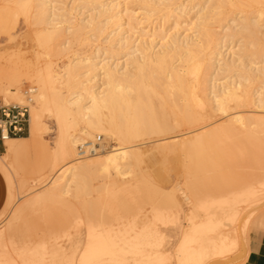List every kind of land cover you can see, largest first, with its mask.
<instances>
[{
	"label": "bare ground",
	"instance_id": "1",
	"mask_svg": "<svg viewBox=\"0 0 264 264\" xmlns=\"http://www.w3.org/2000/svg\"><path fill=\"white\" fill-rule=\"evenodd\" d=\"M56 2L13 0L18 13L25 15L29 26L33 27L36 40L47 57H58L72 50L74 45L86 46L98 38L103 40V45H97L87 55L77 49L73 57L66 58L59 67L48 61L42 66L20 70L19 76H15L18 81L23 76L34 83L30 92L34 93L36 105L32 107L30 135L47 131V124L41 120L45 112L54 117L58 128L56 156L50 167L55 176L49 187L35 191L37 193L28 199L29 204L34 206L37 202L67 198L73 186L86 184L89 173L110 176L115 172L116 177H125L132 156L140 153L133 142L142 135L162 136L178 124L187 126L188 130L183 139L173 137L174 146L182 153H206L212 145L214 153H227L228 144L231 146L241 136L247 141L245 151L264 153V65H258L264 63V47L260 48L258 41L264 38L259 36L264 12L257 7L264 0L192 2L189 9L197 5L199 8L194 12L195 19L190 27L181 31L179 18L173 15L175 32L168 34L160 30L149 39L143 35L135 36V26L131 22L134 7L142 8L148 14L172 6L181 10L182 0H79L71 7L57 6ZM252 13L256 15L252 16ZM167 16V13L163 14V18ZM229 18L234 20V26L223 28ZM234 45L238 46L236 51ZM256 82L259 83L252 90L251 84ZM4 94L7 103L12 98L16 100L15 104H21L25 98L18 87H5ZM218 114L222 115L223 123L207 128L210 124L206 119ZM169 115L174 117L175 124L170 123ZM92 133L97 134L94 139L103 135L106 142L113 140L118 146L99 142L95 153L81 155L79 145L96 143L90 138ZM9 136L18 135L3 132L6 153L0 156V170L9 182L7 205L15 196L13 185L17 183L10 159L15 140ZM236 150L239 153V149ZM252 192V202L264 198L261 190ZM259 202L256 206L263 204L261 210L264 209V202L260 205ZM203 205L206 218L196 221L198 215L193 213L189 229L181 230L177 257L183 252L186 255L180 264L198 258L202 264L206 255L203 252L206 253L208 247L197 246L200 229L208 226L213 231L219 222L216 219L218 213L209 212V206L202 204V208ZM112 232H90L79 255V264H128L130 260L134 263L140 260L137 254H141L147 241L140 239L141 232L136 230V223L124 231ZM151 234L154 236V230L149 231ZM212 243L218 245L220 242L214 240ZM218 246L222 248V245ZM4 250L0 233V264H16ZM157 253L169 258L164 251ZM152 255L155 263V253Z\"/></svg>",
	"mask_w": 264,
	"mask_h": 264
},
{
	"label": "rangeland",
	"instance_id": "2",
	"mask_svg": "<svg viewBox=\"0 0 264 264\" xmlns=\"http://www.w3.org/2000/svg\"><path fill=\"white\" fill-rule=\"evenodd\" d=\"M56 1L57 6L71 7L79 0ZM202 1L182 0L181 10L172 6L152 14L135 6L132 13L134 20L131 21L135 26V36L143 35L144 38L149 39L160 30L168 34L175 32L177 28H174L173 15L179 18L180 30L190 27L191 21L195 19L194 12L198 10L199 5L193 9L189 7L192 2ZM257 7L264 12V3ZM164 13L168 15L166 18H163ZM171 14L172 16H169ZM253 15L255 16L256 13H252ZM125 20H128L127 15ZM233 22V19H227L223 28L234 26ZM261 24L259 36L264 37V15ZM258 41L260 48L264 47V38ZM97 45H103L101 38L86 46L74 45L72 50L58 57H55L57 55L47 57L44 53L46 51L36 40L33 27L29 26L25 15L18 13L13 0H0V85L12 89L18 87L25 97L23 98L25 101L23 100L21 104H15L16 100L12 98L7 103L4 100L5 87L0 86V89H3L0 92V107L27 106L29 130L21 135L29 136L33 129V122L30 119L32 107L36 104L34 93L30 92L34 83L23 76H20L19 81L18 78L16 80L15 76L19 71L42 66L48 61L59 67L73 57L75 50L78 49L79 53L87 55L93 52ZM236 45L233 47L235 51L238 49ZM258 65L263 66L264 63ZM15 83L20 85L16 86ZM258 83L251 84V89L253 90ZM29 97L33 100L29 101ZM221 116L218 114L208 117L206 122L210 125L207 128L223 123V120H220ZM217 119L220 121L215 122L214 120ZM41 120L45 125L47 124V131L42 132V137L38 133V136L34 134L33 146H29L26 151L11 160L13 176L16 175L14 182L17 183L13 185L15 196L13 203L9 205H7L9 182L0 170V233L4 253L7 252L11 258H14L16 264H23L24 261L27 264H79V255L86 245V238L90 232L99 234L113 231L112 233L116 234L120 229L122 231L129 229L134 222L136 230L141 232L140 239L147 242L142 246L141 254H137L140 260L135 263L130 260L128 264H180L186 255L183 252L177 257L176 248L181 237L180 231L189 229L188 226L192 223L190 217L193 213L198 215L196 221L206 218L202 204L209 206V212L218 213L215 218L219 221L213 231L208 226L200 229L197 246L208 247L207 252H203L206 255L201 260L202 264H245L250 232L255 228H264V222L260 225L261 221L257 218L264 198L258 201L260 207L256 206L258 202H252V190L258 193L261 190L264 194V153L245 151L244 147H247L245 138L241 136L232 142L234 145L228 144L227 153H214L213 145L206 153H182L179 147L174 146L173 137L178 136L177 139H183L188 135L187 126L183 124H178L177 127L175 125V129L159 137L142 135L133 142L140 153L132 156V164L127 166L126 170L129 173L125 177L119 175L116 177L115 172L108 174L110 176L89 173L86 176L88 177L86 184L73 186L67 198L58 197L45 203L37 202L38 205L34 203L35 205L32 206L28 199L49 187L55 176V173L50 171V167L56 156L58 128L54 117L49 116L48 112L43 113ZM169 121L171 124L176 123L171 115ZM95 135L97 134L92 133L90 138L94 139ZM164 137L167 139L160 141ZM104 139L102 135L100 142L105 145L112 144V147L118 146L113 140L108 143ZM0 145V155H2L5 146L1 139ZM43 173L45 175L41 176ZM248 198L250 201L247 200ZM233 200L236 202H231ZM150 230H154V236L149 235ZM161 230L166 234L164 241ZM225 237L232 241L231 244L234 243V246L230 245ZM213 240H216V243L218 241L221 243L222 240L221 244L218 243L222 248L217 244L213 245ZM227 241L229 246L225 245ZM226 246L230 250L224 249ZM158 250L168 252L169 258L159 256ZM154 253L155 263L151 255ZM126 255L131 258L130 253ZM196 261L187 264H201L200 260Z\"/></svg>",
	"mask_w": 264,
	"mask_h": 264
},
{
	"label": "crops",
	"instance_id": "3",
	"mask_svg": "<svg viewBox=\"0 0 264 264\" xmlns=\"http://www.w3.org/2000/svg\"><path fill=\"white\" fill-rule=\"evenodd\" d=\"M1 116H2V113L0 112V117ZM9 138L15 140L13 143L12 150L10 152V159L11 160L16 155L26 151L29 146H33V144H32L33 136L30 135V133H29V136H23V135L9 136ZM0 139H1V136H0ZM5 140L6 139L3 138V144L5 146V151L3 152V154L6 153ZM2 155H0V156H2ZM174 216L176 218V213ZM257 218L260 219V221H261L260 225H262L264 222V209L261 210V212L259 213ZM160 233H161L162 239L164 241V239L166 238V234L162 230ZM180 235H181V231H180ZM179 242H180V240H179ZM247 250H248L247 251V258H246L245 264H264V228H255L250 232ZM164 253H165V255L167 254L166 257H169L168 252L164 251Z\"/></svg>",
	"mask_w": 264,
	"mask_h": 264
},
{
	"label": "built area",
	"instance_id": "4",
	"mask_svg": "<svg viewBox=\"0 0 264 264\" xmlns=\"http://www.w3.org/2000/svg\"><path fill=\"white\" fill-rule=\"evenodd\" d=\"M2 116L0 117V136L3 140V132L6 130L8 135H21L29 130V111L27 106H2L0 107ZM101 138L97 139L95 144L87 143L80 145L79 153L81 155H90L99 149V142Z\"/></svg>",
	"mask_w": 264,
	"mask_h": 264
}]
</instances>
